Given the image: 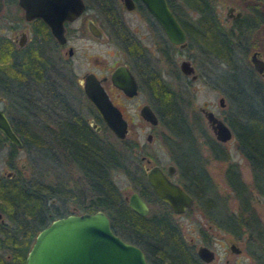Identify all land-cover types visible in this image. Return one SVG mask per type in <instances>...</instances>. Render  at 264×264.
Wrapping results in <instances>:
<instances>
[{"label": "rangeland", "instance_id": "1", "mask_svg": "<svg viewBox=\"0 0 264 264\" xmlns=\"http://www.w3.org/2000/svg\"><path fill=\"white\" fill-rule=\"evenodd\" d=\"M171 2L185 24L189 23L194 26L196 13L186 8L180 0H171ZM214 2L215 15L222 28H228L230 25L224 23L221 18L226 3L241 9L242 13H246L247 10L243 3H251L248 4L249 9L257 7L251 0H215ZM95 11L94 8L87 9L86 13L78 20L83 21L85 15H90L100 23L102 18L95 17ZM122 12L129 27H138L139 33L145 31L143 18L136 10ZM4 13L5 10H2L0 15ZM261 19L264 22V12H261ZM251 33L252 31L248 32L246 39L233 45L232 66L234 69L228 68L227 64L218 62L208 55L197 46L193 38L187 37V32L184 47L178 48L168 42L164 44L166 50L163 48V53L160 55L151 48L149 40L142 39V42L149 48L148 53H151L148 58L149 65L159 72L168 87L178 95L185 125L177 121L176 130H171L159 119L155 124H150L138 114V107L142 102H148L152 106L154 101L152 85L154 84L147 87L142 83L144 86L130 98L124 97L121 93L117 94L112 87L105 84L113 101L123 110L127 121L125 135L128 140L126 143L129 145L127 150L129 154L125 158L127 168L131 169L134 165L142 168L139 156L143 155L149 159L150 163H157L162 167L166 163H171L176 169L182 166H191L201 169L206 175L207 189L201 191V196L199 195L198 198H193L190 208L181 214L173 213L171 217L185 241L192 239L197 244L201 243L203 239L207 240V245L214 250L215 254V258L208 264H264V202L255 187L256 183H254L250 166L237 150L233 132L231 131L232 134L228 140L220 144L215 143L210 127L203 114L197 109L199 105L210 109L232 130L228 122V117L231 118L230 110L233 109L228 100L229 74L235 72V75L248 76L250 64L247 57L252 49H256L260 57L264 59V27L256 29L253 36H250ZM251 42L256 45L249 47L247 53H243L242 48ZM67 44L72 46L73 52L67 56L68 62H65L66 67L68 65L71 67L69 77H64L62 80L65 94L73 107L82 106V114L90 116L92 111L88 109V106L83 105L84 98L79 95L76 78H79L86 70L107 74L113 64L117 62L131 63V61L120 44L112 41L108 34L104 33L100 39L95 38L87 32L83 25L81 32L75 37H70ZM67 44L60 49V52L66 50ZM156 55H159V58H156ZM177 57L189 60L196 74L194 79H190L189 75L182 74L178 69L177 61H174ZM55 66L58 68L57 64ZM145 72L150 75L154 71L145 70ZM148 75L146 76L148 77ZM257 76L264 82L262 75ZM219 97L222 98L221 105L218 103ZM4 107L16 124L18 132L25 136L24 125L16 122L19 115L14 116V105L5 104ZM43 115V113H36L34 116L41 117ZM41 124L38 126H42ZM147 132L151 135L149 141L145 138ZM29 137L31 136H27L28 141L31 139ZM98 137L103 141L114 142L112 134L107 129L101 130ZM36 149L32 143L27 150L17 148L14 156L9 157L8 141L1 140L0 175L4 170L14 168L16 173L25 179L36 178L54 185L53 187L62 189L64 192L67 191L64 188H68L73 192L83 193L81 190L84 191L86 184L83 182L79 170L64 155L63 151H47L49 158L44 160L35 155ZM20 163L21 167L19 168ZM229 169L236 171L240 186L243 187L241 193L237 192L239 189L233 184V181V183H229L227 176ZM177 176L179 178L180 175L177 174L173 178L176 180ZM111 180L121 194H124L128 187L133 188L131 180L123 172L112 173ZM206 201H210L211 204L204 203ZM73 202L66 197L65 199H56L53 207L65 212L75 204ZM148 207L150 214L160 210L158 204L153 202H150ZM250 209L251 214H254L257 220V226H253V228H250L249 225L241 226L237 231L231 232L225 227L216 225L217 221L220 223L219 220L222 217L224 219L230 213L240 212L243 216ZM209 216L214 222L208 223L207 217ZM207 224H210V228ZM228 240L234 241L241 252L230 251L227 246Z\"/></svg>", "mask_w": 264, "mask_h": 264}, {"label": "trees", "instance_id": "2", "mask_svg": "<svg viewBox=\"0 0 264 264\" xmlns=\"http://www.w3.org/2000/svg\"><path fill=\"white\" fill-rule=\"evenodd\" d=\"M214 1L180 0L186 8L196 13L195 24L191 26L189 23L185 24L174 8L173 2L167 0L176 19L187 32V37L193 38L197 46L212 58L234 69L232 66L233 45L246 39L248 32L252 31L250 36H253L256 29L264 27L261 19V12H264V0H251L258 8L249 9L248 4L251 3H243L247 8L246 13L234 19L228 28H222L217 20ZM98 3L100 8L107 12L105 7L111 4V0H98ZM91 4V0H87V7ZM253 45L256 44L251 42L245 45L246 47L242 48L243 53H247L249 47ZM0 53V68H3L14 81V53L12 52V55L10 52L11 57L5 49L0 50ZM33 55L27 66L33 69L35 77L38 78L44 59L37 50L33 51ZM234 73H228L230 77L228 100L233 108L230 110L231 118L228 117V122L234 134L236 148L247 160L256 183L255 187L264 202V82L250 67L248 76H239ZM155 81L152 107L160 121L171 130H176L177 121L185 125L178 95L161 80L155 78ZM1 93L6 94L3 91ZM11 126L14 130V121H11ZM102 127L107 129L105 124ZM25 134L24 136L17 131L22 143L20 148L27 150L33 143L37 148L34 151L35 155L39 159L49 158L48 152L43 151V137L31 136L26 131ZM57 135H59L57 142L67 149L63 151L64 155L79 170L86 188L84 191L81 190L83 192L81 194L68 188H64L67 190L64 192L45 181L36 178L25 179L18 173L13 177L0 175V210L5 218L3 222H0V264H24L26 251L36 231L52 218L61 215L50 205V198L56 200L65 199V197L76 202L83 211L92 212L96 209L104 211L109 218L111 229L123 239L137 245H144L146 239L154 242L158 256L155 264H202L181 238L178 227L172 222L170 210L165 204L158 215H139L127 205L111 180L112 173L123 172L142 197L153 196L142 176L141 168L135 165L131 169L127 168L125 158L129 154L127 151L129 145L126 143L128 140L125 136L113 137V143L103 141L84 118L79 116L74 123L67 121ZM27 136H31L30 141L27 140ZM1 140L6 141V138L0 133ZM8 145V153L10 157H13L17 147L10 142ZM178 170L181 173L180 182L183 187L191 193L193 198L201 196V191L207 189V183H205L207 177L204 172L191 166H182ZM227 172L229 183L233 181L232 183L239 189L237 192L241 193L243 187L240 186L237 174L233 169ZM61 187L64 186L61 185ZM204 203L211 204L210 201ZM207 218L208 223L214 222L211 216ZM222 218L216 225L225 227L231 232L237 231L241 226L249 225L250 228L257 226V220L254 214H251V209L247 210L243 216L237 212Z\"/></svg>", "mask_w": 264, "mask_h": 264}, {"label": "flooded vegetation", "instance_id": "3", "mask_svg": "<svg viewBox=\"0 0 264 264\" xmlns=\"http://www.w3.org/2000/svg\"><path fill=\"white\" fill-rule=\"evenodd\" d=\"M32 1H38V0H32ZM83 2V9L73 18L70 20H63L62 21V28H63V34H64V40L62 42L58 41L53 34L51 33V30L48 26V24L39 16H32L30 18L25 17L23 8L19 4V0H0V12L2 10H5V13L0 15V50L5 49V52L10 55L11 53H14V81L11 79L10 76H8L5 73V70L3 68H0V108L3 110L4 114L6 115V118L11 126L12 118L10 115L7 114L5 109L6 105H13L14 103V116H17L16 122H20L22 125H24V129L29 133V135H39L43 137L44 139V151H67V149L64 147L63 144L57 142V135L60 130L64 128V124L68 121L71 123H74L75 119L79 116L84 118L86 123L93 129L94 132L99 135V132L101 130H104L105 128L102 127L104 125V122L100 119L98 113L96 112L94 106L92 103L88 100L86 97L84 91H83V78L84 74L88 72H92L94 76L99 80L100 85L106 92L108 98L110 101L118 107V109L121 112L122 117L125 119V114L123 110L117 105L112 97L110 96V93L106 89L105 84L107 83L109 87H112L117 94L121 93L124 97L130 98L138 92L142 88V86H151L152 84L155 85L156 81L155 78L161 80V82L168 87L167 83L162 79L159 72L157 70H154L148 63V58L150 57L147 50L149 48L145 45L144 42H142V39L149 40L151 48L154 49L155 53L161 54L163 53V50L165 48L164 44H167L168 42L172 44L173 46L179 47L177 44L171 43L165 36L160 24L156 21V19L150 14V12L145 8L143 3L140 0H132V7L131 8H125L122 4V0H111V4L107 5L106 11L104 12L98 3V0H91L92 4L91 6L87 7V0H82ZM94 2V3H93ZM166 3L172 12L167 0ZM229 6L231 4L226 3L224 5V14L221 17L224 23H229L240 17L242 14V10L238 9L240 11V15L237 17H232L231 15L234 13L233 10H230L226 13V6ZM89 8H94L95 11V17L102 18V21L96 22L90 15H85L83 18V21L78 20L81 18L83 14L86 13V10ZM110 9V10H109ZM137 11L140 16L143 18L144 21V28L145 31L142 33H139L138 27H129L126 24V21L124 20L123 12L122 11ZM174 15V13L172 12ZM175 17V15H174ZM176 18V17H175ZM88 19H91L96 27L99 29L101 33V37H95L93 36L86 27V22ZM177 20V19H176ZM178 21V20H177ZM179 22V21H178ZM180 24V23H179ZM82 25L85 27L87 32L92 35L95 38H102L103 34H108L109 38L112 41L118 42L120 46L122 47L124 53L129 57V62H117L113 64L111 69L105 74L102 73H95L90 70L84 71L79 78H76V84L77 89L79 92V95L83 97V105L88 106V109H90L91 115L90 116H84L81 111V107H73L69 99L66 97L65 94V87L62 83V80L69 77L71 74L70 72V66L66 67V61L68 62L67 56L71 55L73 52V48L70 44H67V40L70 37H75L81 32ZM181 25V24H180ZM182 27V25H181ZM183 28V27H182ZM184 30V28H183ZM185 32V30H184ZM111 36V37H110ZM185 39H186V32H185ZM163 43V45H162ZM67 44L66 50L61 51L60 49ZM164 48V49H163ZM37 50L41 56L43 57V66L40 70V74H38V78L35 77L33 69L29 68L27 66L28 61H31L34 57L33 51ZM11 52V53H10ZM12 53V55H13ZM1 55V53H0ZM159 55H156V58H159ZM27 58V62L26 61ZM177 57L174 61L176 62ZM26 63V66H25ZM55 64H57L58 68H56ZM118 64L124 65L129 72L132 74L135 83H136V92L128 96L122 92V90L115 85L111 83L109 74L111 70ZM250 64V62H249ZM55 66V67H54ZM250 68L255 72L257 75H261V72H256L251 64ZM179 69V68H178ZM146 71L153 70L154 72L148 75ZM194 70V69H193ZM65 73V76H64ZM184 74V73H182ZM145 75V76H144ZM148 75V77L146 76ZM188 75V74H184ZM196 77V74H195ZM194 77V78H195ZM153 78V79H152ZM190 78V76H189ZM190 78V79H194ZM150 79V81H149ZM151 82V83H150ZM144 85H143V84ZM152 85V86H154ZM107 86V88H108ZM1 91L6 92V94L1 93ZM13 102V103H12ZM147 103L151 110L154 112L157 120H158V114L153 109L151 104L148 102H142ZM141 103V104H142ZM219 103V102H218ZM222 103V101H221ZM140 104V105H141ZM139 105V106H140ZM221 105V104H220ZM204 107V106H203ZM139 108V107H138ZM36 113L40 114L43 113L44 115L41 117L34 116ZM214 113V112H213ZM139 114V113H138ZM215 115V114H214ZM221 119V118H220ZM126 120V119H125ZM222 120V119H221ZM223 121V120H222ZM224 122V121H223ZM42 123V126H38V124ZM98 125V129H96L93 124ZM127 123V121H126ZM149 123V122H148ZM103 124V125H102ZM226 124V123H225ZM18 125V124H17ZM13 130V128H12ZM17 127L14 123V132L17 135ZM107 130L110 131V129L107 127ZM232 131V130H231ZM1 133V131H0ZM113 137H116L111 131ZM127 133V132H126ZM2 134V133H1ZM3 135V134H2ZM126 135V134H125ZM4 136V135H3ZM18 136V135H17ZM151 137V135H150ZM19 138V137H18ZM118 138V137H117ZM7 140V139H6ZM214 140V139H213ZM8 141V140H7ZM217 144H220L224 141H219L217 139L214 140ZM9 142V141H8ZM11 143V142H10ZM22 146V143H21ZM20 148V147H17ZM10 157V156H9ZM140 161H142V176L145 179V170L144 167L148 166L150 164H156L161 169V171L165 174V176L175 183H177L180 187H182L184 190H186L183 185L180 182L181 173H179V170L175 168L174 165L171 163H166L163 167L160 166L157 163H150L149 159L146 158L143 155L139 156ZM170 164L172 165V171H167L166 166ZM235 167L236 165L231 162ZM21 167V163L19 165V168ZM236 173V171H235ZM179 174V178L177 176L176 180L173 178V176ZM6 177H13L16 175V169L12 168L10 170H4L3 174H1ZM146 181V179H145ZM132 182V181H131ZM147 182V181H146ZM148 184V183H147ZM149 186V184H148ZM151 192L153 193V196L150 198H144L142 197L138 191L134 188L128 187V190L122 194L123 199L127 203V198L129 194L133 191H135L141 199L144 201V203L147 206V211L144 214L138 213L137 211L132 210L139 214V215H151L149 213V203L153 202L158 204L160 207L159 211H155L152 214L158 215L162 211V206L165 204L168 209L170 210V216L174 214H181L186 209H188L190 206L185 207L183 211L176 213L174 212L168 204L161 200L158 196L155 195V193L152 191L151 187L149 186ZM187 191V190H186ZM188 192V191H187ZM189 193V192H188ZM192 198L193 203V197L191 193H189ZM51 206H55L56 200L54 198H50L49 200ZM74 205L70 207L69 210L59 211L58 208L54 209L57 213L61 214L59 216L67 215V214H76L80 212H84L76 202ZM191 203V204H192ZM128 205V204H127ZM80 209V210H79ZM100 210V209H96ZM95 211V210H94ZM88 212V211H86ZM93 212V211H92ZM104 212V211H103ZM105 213V212H104ZM106 214V213H105ZM58 217V216H56ZM108 217V216H107ZM55 218V217H54ZM172 218V217H171ZM0 222L4 221V215L2 211L0 210ZM53 219V218H52ZM109 219V218H108ZM173 222V221H172ZM208 228H210V224H207ZM179 231V229H178ZM180 234V232H179ZM181 236V234H180ZM122 238V237H121ZM182 238V236H181ZM183 239V238H182ZM126 240V239H125ZM184 240V239H183ZM129 241V240H127ZM185 241V240H184ZM131 242V241H130ZM187 245L190 248V251L201 261L202 264H208L215 258L214 250L211 249L207 245V240L203 239L201 243L195 244L192 239H189L185 241ZM133 243V242H132ZM135 244V243H134ZM198 244H202L207 246L213 251V258L209 261L202 260L196 253V246ZM230 244H233L234 248L237 249V251H233L230 248ZM137 245V244H135ZM140 247V249L143 251L145 259L148 261L149 264H155V260L157 259V254L155 250V244L154 242H151L150 240L146 239L144 241V245H137ZM228 248L230 251L235 253H240L241 249L234 243V241L228 240ZM28 250V249H27ZM25 259V258H24ZM157 264V263H156Z\"/></svg>", "mask_w": 264, "mask_h": 264}, {"label": "water", "instance_id": "4", "mask_svg": "<svg viewBox=\"0 0 264 264\" xmlns=\"http://www.w3.org/2000/svg\"><path fill=\"white\" fill-rule=\"evenodd\" d=\"M145 8L160 24L166 38L179 47L185 45V32L170 11L166 0H140ZM1 4V3H0ZM27 18L41 17L49 26L53 36L60 42L64 40L62 21L70 20L83 9L82 0H19ZM125 8L132 7V0H122ZM233 10L232 17L240 15V11L231 5L226 6V13ZM88 31L95 37H101L99 29L91 19L86 22ZM248 61L256 72L264 77V59L256 49L248 54ZM179 70L195 77L193 67L188 59L178 58ZM111 83L120 88L128 96L136 92V83L129 70L122 64L116 65L109 74ZM83 91L94 106L100 119L118 138L127 132L126 120L120 110L108 98L99 80L92 72L84 74ZM222 98H218L221 104ZM197 109L203 114L207 125L215 139L226 141L231 137L230 128L214 113L201 105ZM139 115L155 124L157 118L147 103L138 108ZM98 129V125L92 123ZM0 131L4 137L16 147H21V141L10 127V124L0 108ZM149 141L150 133L145 135ZM145 179L152 191L176 213L184 210L192 203L190 194L177 183L170 181L156 164L144 167ZM172 171V165L166 166ZM127 204L138 213L144 214L147 206L141 197L131 192ZM2 220V219H0ZM233 251H237L230 244ZM197 255L204 261L213 258V251L205 245L196 246ZM24 264H149L143 251L134 243L121 238L110 227L109 219L102 210L67 214L51 219L38 229L26 251Z\"/></svg>", "mask_w": 264, "mask_h": 264}]
</instances>
